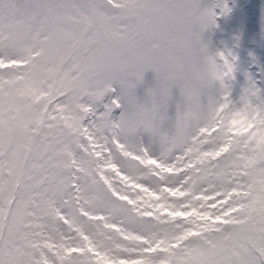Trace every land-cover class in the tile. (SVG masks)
<instances>
[{"label":"snow or ice","instance_id":"1","mask_svg":"<svg viewBox=\"0 0 264 264\" xmlns=\"http://www.w3.org/2000/svg\"><path fill=\"white\" fill-rule=\"evenodd\" d=\"M229 23L264 63L257 0H0V264H264V75L237 89Z\"/></svg>","mask_w":264,"mask_h":264},{"label":"rangeland","instance_id":"2","mask_svg":"<svg viewBox=\"0 0 264 264\" xmlns=\"http://www.w3.org/2000/svg\"><path fill=\"white\" fill-rule=\"evenodd\" d=\"M258 2V4L260 3V2H264V0H257ZM223 23V22H222ZM224 28H222L221 30H217V31H213V32H211L210 34H207L208 35V37L211 39L213 36H214V38H213V43L214 44H216V45H218V43L219 42H221V41H223V39L222 38H224V36H222V35H225L226 36V38L224 39V43H229L230 42V38H231V35H232V33H233V27L231 26V23H230V30L229 31H227V32H225V29L223 30ZM245 39V38H244ZM218 42V43H217ZM243 54V53H242ZM256 63L259 65V66H262V64L260 63V60H258V61H256ZM153 73H152V71L151 70H149L147 73H146V78H148V79H151L152 77H153Z\"/></svg>","mask_w":264,"mask_h":264},{"label":"bare ground","instance_id":"3","mask_svg":"<svg viewBox=\"0 0 264 264\" xmlns=\"http://www.w3.org/2000/svg\"><path fill=\"white\" fill-rule=\"evenodd\" d=\"M261 1V0H260ZM263 2V1H262ZM225 30L229 31L230 29V23L227 24L225 27H223ZM223 29V30H224ZM215 32V31H214ZM213 38L214 36L211 38V42L212 44L215 46V47H219L217 46L216 44L213 43ZM248 43L247 41V38L245 37V39L243 38L242 41H241V46H240V49H239V52L241 49H245V45ZM226 45L224 46H220L219 48H224ZM242 51V50H241ZM258 59V58H257ZM259 60V59H258ZM251 62L252 60H247V59H243L242 61V65L244 67V71H248L252 74V72H254L253 70H251ZM264 64V63H263ZM244 82L243 78H239V82H238V86H237V89L240 87V85H242Z\"/></svg>","mask_w":264,"mask_h":264}]
</instances>
